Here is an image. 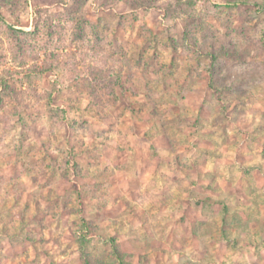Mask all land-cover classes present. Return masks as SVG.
<instances>
[{"label":"rangeland","instance_id":"374dc122","mask_svg":"<svg viewBox=\"0 0 264 264\" xmlns=\"http://www.w3.org/2000/svg\"><path fill=\"white\" fill-rule=\"evenodd\" d=\"M1 79L0 264H264V0H0Z\"/></svg>","mask_w":264,"mask_h":264},{"label":"trees","instance_id":"16d2710c","mask_svg":"<svg viewBox=\"0 0 264 264\" xmlns=\"http://www.w3.org/2000/svg\"><path fill=\"white\" fill-rule=\"evenodd\" d=\"M51 69H50V67H41V68H39V69H37V68H33V69H30V70H26L24 73H23V76L26 78V79H30V78H32V77H36V76H39V75H42V74H44V73H46V72H48V71H50ZM112 73V72H111ZM111 73H109V75L107 74H104V75H101V74H91L90 76V78H91V80H92V82H98V81H100V82H105V80H106V78L107 77H110V74ZM210 74H209V78H210V80L212 81V79H213V75H212V72L210 71L209 72ZM99 83V82H98ZM0 85L2 86V87H8L9 85H8V83H7V81L6 80H4V79H1L0 80ZM9 88V87H8ZM115 248V247H114ZM116 255H117V257L118 258H120L121 259V261H122V258H123V256L122 255H120V253L118 252V251H116ZM86 258V264H90V260H88L87 259V257H85Z\"/></svg>","mask_w":264,"mask_h":264}]
</instances>
